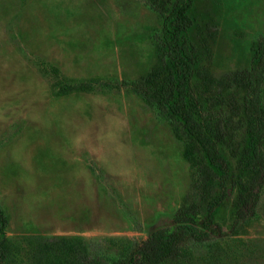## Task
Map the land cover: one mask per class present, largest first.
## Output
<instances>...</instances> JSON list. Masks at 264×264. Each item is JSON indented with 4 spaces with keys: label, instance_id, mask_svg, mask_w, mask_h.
<instances>
[{
    "label": "rangeland",
    "instance_id": "rangeland-1",
    "mask_svg": "<svg viewBox=\"0 0 264 264\" xmlns=\"http://www.w3.org/2000/svg\"><path fill=\"white\" fill-rule=\"evenodd\" d=\"M190 15L199 67L242 110L245 92L225 83L252 63L264 0H195ZM162 23L143 0H0V207L16 264H35L38 239L114 256L172 226L195 182L185 140L139 95L96 84L158 66ZM193 85L202 92L196 77ZM237 140L246 141L244 124ZM221 153L235 171L237 160ZM228 188L214 215L225 232L236 196ZM164 264H264V191L239 235Z\"/></svg>",
    "mask_w": 264,
    "mask_h": 264
},
{
    "label": "trees",
    "instance_id": "trees-1",
    "mask_svg": "<svg viewBox=\"0 0 264 264\" xmlns=\"http://www.w3.org/2000/svg\"><path fill=\"white\" fill-rule=\"evenodd\" d=\"M195 0H143L163 18L155 35L159 65L137 80L98 81L100 87L129 90L169 122L185 140L195 166V182L172 218V226L152 232L118 250L114 256L89 250L81 241L37 240L35 264H164L181 259L189 248H201L212 237L239 235L256 219L264 191V36L253 45L249 68L236 72L225 83L245 92L242 110L234 93L216 92L208 67H199V54L189 39L194 26L190 15ZM196 77L202 92H196ZM91 84L70 85L87 89ZM244 124L246 141L237 140ZM224 149L238 165L235 171L221 153ZM228 185L236 190L232 225L223 231L215 211L228 197ZM7 218L0 207V264H16L17 248L6 236Z\"/></svg>",
    "mask_w": 264,
    "mask_h": 264
}]
</instances>
